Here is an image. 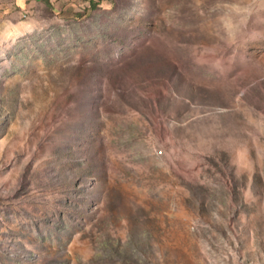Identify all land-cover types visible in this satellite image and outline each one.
<instances>
[{
    "label": "rangeland",
    "instance_id": "rangeland-1",
    "mask_svg": "<svg viewBox=\"0 0 264 264\" xmlns=\"http://www.w3.org/2000/svg\"><path fill=\"white\" fill-rule=\"evenodd\" d=\"M0 23V264H264V0H47Z\"/></svg>",
    "mask_w": 264,
    "mask_h": 264
},
{
    "label": "crops",
    "instance_id": "crops-1",
    "mask_svg": "<svg viewBox=\"0 0 264 264\" xmlns=\"http://www.w3.org/2000/svg\"><path fill=\"white\" fill-rule=\"evenodd\" d=\"M40 1L44 0H0V23L12 21L23 11H31L34 2Z\"/></svg>",
    "mask_w": 264,
    "mask_h": 264
},
{
    "label": "trees",
    "instance_id": "trees-1",
    "mask_svg": "<svg viewBox=\"0 0 264 264\" xmlns=\"http://www.w3.org/2000/svg\"><path fill=\"white\" fill-rule=\"evenodd\" d=\"M48 1L47 0H45V3H47Z\"/></svg>",
    "mask_w": 264,
    "mask_h": 264
}]
</instances>
